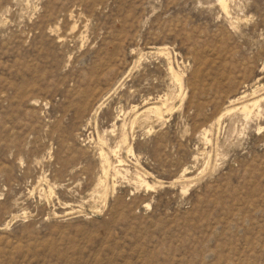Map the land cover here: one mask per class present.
Wrapping results in <instances>:
<instances>
[{
    "label": "rangeland",
    "instance_id": "374dc122",
    "mask_svg": "<svg viewBox=\"0 0 264 264\" xmlns=\"http://www.w3.org/2000/svg\"><path fill=\"white\" fill-rule=\"evenodd\" d=\"M228 4L0 0V264H264V0Z\"/></svg>",
    "mask_w": 264,
    "mask_h": 264
},
{
    "label": "bare ground",
    "instance_id": "6f19581e",
    "mask_svg": "<svg viewBox=\"0 0 264 264\" xmlns=\"http://www.w3.org/2000/svg\"><path fill=\"white\" fill-rule=\"evenodd\" d=\"M29 1V0H28ZM220 4H221V7L224 11L225 14H229V4H228V0H220ZM231 4V3H230ZM228 15V16H229ZM74 32V31H73ZM264 71V70H263ZM170 72L172 74V76L174 77V79L179 83V85H181V88H183V76H181L177 71L176 69L174 68V66L172 64H170ZM264 87V86H263ZM258 92H255L254 93V96H257ZM166 97V96H165ZM164 97V98H165ZM247 97V96H246ZM246 97L242 98V100L246 99ZM146 98V97H145ZM161 99V97H160ZM168 99V97H167ZM170 99V97H169ZM166 100L164 99V102L162 103V105H157V104H152V105H148L146 107V109H144V113L141 115V116H144L146 118V121L147 120H151V117L154 116V118L156 117L158 120H163V119H166L164 118L165 117V112L166 113H171L173 112L174 109L176 108H169V101L171 100ZM166 100V101H165ZM147 102L149 103V101L147 100ZM152 102V101H151ZM157 102V100H156ZM264 102V96H259V97H255L254 100L252 101H244L241 103V105H239L240 107L237 108L238 110H240L247 119H249L251 117V115H253V111L255 112L254 109L258 108L260 109V106L262 105L261 103ZM145 104V103H144ZM171 104V102H170ZM137 106V105H136ZM142 106V105H141ZM172 106V105H171ZM138 107V106H137ZM173 107V106H172ZM140 108V107H139ZM138 108V109H139ZM131 109V108H130ZM137 109V110H138ZM134 110V109H133ZM130 112V111H129ZM133 112V111H132ZM136 112V110H135ZM134 113V112H133ZM141 113V111L139 112V114ZM226 113V112H225ZM229 113V112H228ZM125 114V113H124ZM136 114V113H135ZM126 115V114H125ZM124 115V116H125ZM131 115L128 113V116ZM137 115V114H136ZM227 115V114H226ZM140 116V117H141ZM127 117H125V120H126ZM134 117H132L133 119ZM139 116H137L134 121L132 122L130 120V122H132V124H130L131 126V129L133 130L136 125H137V121H138ZM153 119V118H152ZM156 119V120H157ZM142 120V119H141ZM145 120V119H144ZM124 121V120H123ZM128 122V120H127ZM129 122V123H130ZM144 122V121H143ZM142 123V122H141ZM140 123V124H141ZM143 124V123H142ZM128 125L126 123L123 124L122 126V130H121V133H120V137H119V142H118V145L115 149H111V147L108 146V140L107 138H105V135L104 137H98L99 139V145L101 146L100 147V158L102 160V173L104 174L103 176H101L102 178L100 180H98V185L96 187V189L94 190V195L95 196H98L101 200L103 201H106L107 198H108V194H109V186L107 183V179L110 174V171L111 170H114L117 174L120 173V170L119 169L120 167H123L124 166V160L121 159V157L119 158L118 160V166H113V163L111 161V158H110V155L109 153L106 152L105 150V147L108 148L110 154H116L115 156H119L118 152L121 151V149L125 146H127L128 148V145L130 144V138H129V132H128ZM113 133H115V131H113ZM129 154H135L134 151H133V147L131 146V144L129 145ZM85 168V167H84ZM87 170V169H86ZM124 171V170H123ZM88 174V173H87ZM139 183V182H138ZM140 184L145 187L146 189L148 190H151V189H154L155 186L151 185L149 182H147L146 180H144L143 178H140ZM52 189V188H51ZM54 190V189H53Z\"/></svg>",
    "mask_w": 264,
    "mask_h": 264
}]
</instances>
